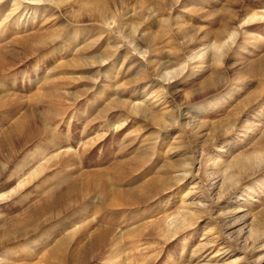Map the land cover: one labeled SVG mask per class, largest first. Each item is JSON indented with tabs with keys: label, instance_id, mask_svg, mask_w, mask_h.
Masks as SVG:
<instances>
[{
	"label": "rangeland",
	"instance_id": "1",
	"mask_svg": "<svg viewBox=\"0 0 264 264\" xmlns=\"http://www.w3.org/2000/svg\"><path fill=\"white\" fill-rule=\"evenodd\" d=\"M30 1L0 0V264H264V0Z\"/></svg>",
	"mask_w": 264,
	"mask_h": 264
},
{
	"label": "bare ground",
	"instance_id": "2",
	"mask_svg": "<svg viewBox=\"0 0 264 264\" xmlns=\"http://www.w3.org/2000/svg\"><path fill=\"white\" fill-rule=\"evenodd\" d=\"M15 1V0H14ZM29 2H32V1H30V0H28ZM41 1H43V0H34V2H36V4L37 3H39V2H41ZM16 2H18V1H16ZM15 2V3H16ZM256 16V14H252V16L251 17H249L248 19H252V18H254ZM25 21H27V20H25ZM26 24V23H25ZM22 26V25H21ZM216 48H218V46H216L215 45V43L214 44H212V45H210L209 47H206L205 49H208V51H209V53H208V56L209 57H211V59H212V61H216L217 62V56H219V53L220 52H218V50H216ZM205 49H203L202 51H200L197 55H195V57H193L192 59H195L196 57L197 58H200V57H202L203 58V54H205ZM212 49H213V51H212ZM205 59V58H204ZM103 61V60H102ZM101 61V62H102ZM200 64V63H199ZM199 67H201L200 65H199ZM198 67V68H199ZM140 109V108H139ZM142 112H146V109L145 108H142ZM198 113V112H197ZM146 114V113H145ZM198 115V114H197ZM258 158H259V156H258ZM262 158V157H261ZM250 158H247V159H243L242 158V160H240V161H238L237 162V167L239 168V170L240 171H252V172H254L256 169H258V166L256 165L255 167H254V165H252V163L250 162ZM262 160V159H261ZM260 164V163H259ZM190 166V165H189ZM229 168H230V166H229ZM233 168V167H232ZM135 169V168H134ZM190 169V168H189ZM188 170V169H187ZM183 171V170H182ZM236 171V170H235ZM226 172V171H225ZM229 173V172H228ZM221 174H222V172H221ZM220 174V175H221ZM217 175V174H216ZM227 175V174H226ZM225 174H224V171H223V174H222V181H221V185L219 186V189L220 188H226L227 190H228V192L229 191H231L232 189H234L233 187H232V184H233V178L231 177V176H226ZM232 175V174H231ZM190 176V171H183V172H181V174L179 175H177V178L175 179L177 182H182L183 180H185L187 177H189ZM219 176V175H218ZM220 177V176H219ZM229 177V178H228ZM234 177V176H233ZM241 178V177H240ZM234 179H235V177H234ZM116 181V180H115ZM98 182V181H97ZM101 182V181H100ZM160 183V182H159ZM158 183V185H157V183H155L153 180L152 181H150L148 184H146L147 185V187H144L142 190H141V194L140 195H132V194H130L129 196H128V198L127 199H124V203H125V205H127V206H140V205H144V203H147L150 199H152L153 198V196L155 195V194H157L160 190H161V188L159 187L160 186V184ZM234 183H235V181H234ZM236 184V183H235ZM239 184L237 183V185H235V186H238ZM225 186V187H224ZM218 189V190H219ZM103 190V189H102ZM225 191V190H224ZM102 192V191H101ZM191 192V191H190ZM231 193V192H230ZM136 194V193H135ZM222 195H224V194H222ZM218 198H219V196H217ZM222 198V197H221ZM183 199V198H182ZM187 199V198H186ZM186 199H184V200H186ZM220 199V198H219ZM224 199V198H223ZM205 200V199H204ZM218 200V199H217ZM205 201H207V200H205ZM57 203V202H56ZM183 203V202H182ZM190 203H192V202H189V203H185V207L187 206H192ZM193 204V203H192ZM184 205V204H183ZM195 207V206H194ZM204 207H206V205H204ZM186 209H188V208H186ZM185 210V209H184ZM194 212H196V211H194ZM201 212V211H200ZM190 213V212H189ZM197 214V213H196ZM182 215V214H181ZM180 215V216H181ZM199 216H200V214H198ZM231 215V214H230ZM193 216V217H192ZM183 217V216H182ZM187 216H185V219L186 220H182V221H177V219L174 217V218H172V219H170L169 221H167V225H168V228L169 229H171V232L172 231H174L175 233H178V231H180V230H183L184 229V227L187 225L188 227H190V226H193V225H196V223H197V219L199 218V217H195V215H190V216H188V219H190V220H187V218H186ZM180 218V217H179ZM165 220V219H164ZM236 220V219H235ZM258 228H256V229H254L253 227L252 228H250L248 231H247V238L245 239V241L246 240H249V241H257V242H261V245L259 246V247H262L263 248V246H264V222L263 223H259L258 224ZM185 228H187V227H185ZM168 229V230H169ZM110 233V230H108V229H104V230H102L101 232H100V235H98L99 236V238H97V241L95 242V244L93 245V246H96L97 248H100V247H102L103 246V242H105V239H106V237H107V235ZM211 234V233H210ZM97 236V237H98ZM216 238V237H215ZM213 240H214V238L212 239V238H210V240H206V244L207 245H209L210 244V242H213ZM262 240V241H261ZM216 242V241H215ZM248 242V241H247ZM259 242V243H260ZM203 245H204V243H202ZM205 244V245H206ZM204 245V246H205ZM206 245V246H207ZM256 245V244H255ZM204 246H203V248H204ZM205 246V247H206ZM254 244L253 245H251V250H253L254 249ZM59 247L61 248L62 247V242H60L59 243ZM202 248V249H203ZM201 249V250H202ZM207 249V248H206ZM206 249L204 250V251H206ZM199 250V249H198ZM223 250V249H222ZM222 250H220V251H217L216 253L214 252L213 254H211V256H210V258H208L203 264H217L218 262V260L220 259H218L215 263H212L211 261H213L212 259H215L216 257H218L219 255H221V254H224L225 252L224 251H222ZM192 251V250H191ZM203 251V252H204ZM193 253H195L194 251H192ZM191 252V253H192ZM199 252V251H198ZM50 254L52 255L53 253H52V251L50 252ZM203 254V253H202ZM200 255V256H198V258L200 259L203 255ZM54 255V254H53ZM194 255H196V254H194ZM193 255V256H194ZM218 255V256H217ZM192 256V257H193ZM204 258H202L203 260L206 258V257H208V256H203ZM194 258V257H193ZM197 258V259H198ZM56 259V258H55ZM71 261H74V262H72L71 264H83L84 263V259L82 260V261H80V262H78V260L77 261H75L74 259L73 260H71ZM235 263V262H234ZM233 262H231V264H234ZM63 264V263H62ZM198 264V263H197ZM226 264V263H225ZM228 264V263H227Z\"/></svg>",
	"mask_w": 264,
	"mask_h": 264
}]
</instances>
